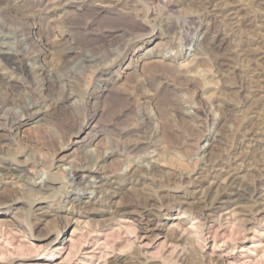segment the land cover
Masks as SVG:
<instances>
[{"label": "rangeland", "instance_id": "374dc122", "mask_svg": "<svg viewBox=\"0 0 264 264\" xmlns=\"http://www.w3.org/2000/svg\"><path fill=\"white\" fill-rule=\"evenodd\" d=\"M227 1L240 26L208 15L199 0H0V26L33 37L26 48L45 68L26 78L0 61V101L14 100L0 107V122L22 123L0 125V166L29 170L35 185L55 180L34 201L17 179L0 178V187L18 192L17 201L0 204V264H264V197L208 217L188 205L200 195L189 179L207 173L208 159H237L241 186L261 180L264 1ZM33 99L49 101L44 123L24 121L17 103ZM92 157L101 158L102 176L121 184L117 208L101 202L99 180L84 179L89 188L70 182ZM131 166L141 185L123 183ZM150 204L156 217L143 230L141 212Z\"/></svg>", "mask_w": 264, "mask_h": 264}, {"label": "bare ground", "instance_id": "6f19581e", "mask_svg": "<svg viewBox=\"0 0 264 264\" xmlns=\"http://www.w3.org/2000/svg\"><path fill=\"white\" fill-rule=\"evenodd\" d=\"M56 1V0H55ZM246 1H252L256 2L258 4H260V2L262 0H246ZM264 1V0H263ZM61 2V1H60ZM70 2V1H69ZM200 3H202V6L204 8V10L206 11V13L210 16H213L214 18H218L221 20H218L220 22L224 21L227 22V24L229 23V25L233 26V28H235L236 26H238L236 24V22H238L237 20V15H236V11L234 10L236 8V6H233V4H230L231 2H228L227 0H199ZM58 4V2H57ZM63 4V3H62ZM65 4V3H64ZM197 4V3H196ZM238 4V3H237ZM250 4V3H249ZM254 4V3H253ZM263 4V3H262ZM66 5V4H65ZM199 5V4H198ZM244 5V4H243ZM251 8L252 7V4ZM255 5V4H254ZM63 6V5H62ZM59 7V6H58ZM256 7V6H255ZM262 9V8H261ZM254 10V9H253ZM59 11V10H58ZM258 11V9H257ZM65 12V11H64ZM239 12V11H238ZM260 12V11H259ZM256 13V12H255ZM258 13V12H257ZM62 14V13H61ZM251 14V13H250ZM206 15V14H205ZM244 15V14H242ZM2 17V16H1ZM0 17V18H1ZM240 17V16H239ZM258 17V16H257ZM1 20V19H0ZM243 20V19H242ZM241 20V21H242ZM3 20H1L2 22ZM213 21V20H212ZM259 22L261 23V25L264 27V14L261 15L259 17ZM254 23V22H253ZM256 23V22H255ZM254 23V24H255ZM3 24V23H2ZM240 26V25H239ZM230 28V27H229ZM240 29V28H239ZM31 30V29H30ZM237 30V29H236ZM24 30H21L20 28H16V29H10L7 27H2L0 26V61L4 62L6 65L12 67L15 70H22L24 73V76L29 77L32 75H34V72L36 73L39 71L43 72V70L45 68L42 69V67L39 64L40 61V56L39 53H35L34 51L31 50V48H26L27 46H34V38L31 37L29 38V36H25V34H23ZM29 31V30H26ZM225 32V31H224ZM227 32V31H226ZM246 32V31H245ZM33 33V32H32ZM237 33V32H236ZM29 34V33H27ZM31 34V33H30ZM250 34V33H249ZM33 35V34H32ZM238 35V34H237ZM249 36V35H248ZM246 37V36H245ZM237 38V37H236ZM259 38V37H258ZM226 39V38H225ZM232 38H229V40ZM263 39V38H262ZM245 40V39H244ZM224 41V40H223ZM259 41V40H258ZM257 41V42H258ZM74 42V41H73ZM76 42V41H75ZM246 42V41H245ZM36 43V42H35ZM242 43V42H241ZM262 43V42H261ZM264 43V42H263ZM36 45V44H35ZM228 45V44H226ZM256 45V44H255ZM261 45V44H260ZM239 48V47H238ZM244 48V47H243ZM35 49V48H34ZM258 49V48H257ZM243 50V49H242ZM252 50V48H251ZM264 50V49H263ZM69 51V50H68ZM248 51V50H247ZM257 51V50H256ZM64 52V51H63ZM227 52V51H226ZM231 52V51H230ZM239 52V51H238ZM251 52V51H250ZM255 52V51H254ZM261 52V51H260ZM259 52V53H260ZM69 53V52H67ZM233 53V52H232ZM245 53V52H244ZM230 54V53H229ZM238 54V53H237ZM236 54V55H237ZM240 54V53H239ZM233 55V54H231ZM244 55V54H243ZM247 55V53H246ZM250 55V54H248ZM263 55V54H262ZM64 56V55H63ZM62 56V57H63ZM80 56V55H79ZM241 56V54H240ZM253 56V55H252ZM226 57V56H225ZM237 57V56H236ZM258 57V56H256ZM227 58V57H226ZM231 58V57H230ZM233 58V57H232ZM231 58V59H232ZM238 58V57H237ZM243 58V57H241ZM79 59V58H78ZM89 59V58H88ZM236 59V58H235ZM240 59V58H239ZM248 59V58H247ZM251 59V58H250ZM259 59V58H258ZM264 59V58H263ZM237 60V59H236ZM246 60V59H245ZM234 61V58L233 60ZM238 61V60H237ZM242 61V60H241ZM240 61V63H242ZM248 61H253V63H255V61L257 60H248ZM27 62H31L30 65L32 64V66H30L31 68H27L26 65ZM246 62V61H245ZM91 63V61L87 60V59H83L81 60V65H83V67H87L88 64ZM249 63V62H248ZM76 64H79L76 63ZM225 64H227L225 62ZM252 64V63H251ZM3 65V64H2ZM223 65V64H222ZM247 65V63L245 64ZM244 65V66H245ZM250 65V64H249ZM80 66V64H79ZM261 66V65H260ZM264 66V65H263ZM261 66V67H263ZM77 67V66H76ZM89 67V66H88ZM232 67V66H230ZM249 67V66H247ZM254 67V66H252ZM257 67V65H256ZM79 68V67H78ZM233 68V67H232ZM85 69V68H84ZM229 70V69H228ZM242 70H245L242 68ZM263 70V69H261ZM78 71V70H77ZM248 71H252L251 74H253V76L256 77H260L261 73H259L257 70H254L253 68L248 70ZM223 72V71H222ZM38 73V74H39ZM224 73V72H223ZM249 73V72H248ZM225 74V73H224ZM242 74V73H241ZM250 74V73H249ZM43 76V75H41ZM247 76V75H246ZM35 77V76H34ZM39 77V75H38ZM50 77V76H49ZM243 77V76H242ZM241 77V78H242ZM245 77V76H244ZM40 78V77H39ZM38 78V79H39ZM44 78V77H43ZM51 78V77H50ZM34 79V78H33ZM32 79V80H33ZM36 79V78H35ZM48 79V77H47ZM225 79V78H224ZM228 79V78H227ZM246 79V77H245ZM249 79V78H248ZM263 79V78H262ZM40 80V79H39ZM69 80V79H68ZM231 80V79H230ZM251 80V79H249ZM260 80V79H259ZM34 81V80H33ZM38 81V80H37ZM242 81V80H241ZM258 81V80H257ZM262 81V80H261ZM264 81V80H263ZM39 82V81H38ZM37 82V83H38ZM42 82V79H41ZM246 82V81H245ZM242 83V82H241ZM254 83V82H253ZM256 83V82H255ZM35 84V82H34ZM44 84V83H43ZM69 84V83H68ZM8 85V84H7ZM37 85V84H36ZM260 86V85H259ZM13 87V86H12ZM234 87V85H233ZM237 87V86H236ZM259 90L255 91L256 93L260 91L261 87H258ZM9 90H11V87H8ZM240 89V88H239ZM251 90V89H250ZM253 90V89H252ZM255 90V89H254ZM253 90V91H254ZM264 90V89H262ZM245 92V91H244ZM258 93L256 95H258ZM251 94V93H250ZM242 95V94H241ZM262 95V94H261ZM244 96V95H242ZM241 96V97H242ZM253 96V95H252ZM260 96V95H259ZM42 97V96H41ZM246 97V95H245ZM37 98V97H35ZM243 98V97H242ZM253 98V97H252ZM264 98V97H263ZM44 99V98H43ZM240 99V98H239ZM244 99V98H243ZM241 99V100H243ZM247 99V98H246ZM240 100V101H241ZM249 100V99H248ZM256 100V99H255ZM14 101L13 98L9 97V99L5 100V102L2 100L0 101V107L4 106V105H8L7 102H12ZM49 102V101H48ZM47 102V103H48ZM253 102H255L253 100ZM47 103H45V101L38 100V99H33L32 102L30 103H26L24 100L20 101L19 103H17V105L19 106L23 116H25L24 121L25 122H29L31 119L36 118V123H44L47 117V113L48 111L43 110L45 107H47ZM246 103V102H245ZM244 103V104H245ZM251 103V100H250ZM256 103V102H255ZM241 105V104H240ZM247 106V105H246ZM250 108V107H249ZM254 110V108H253ZM194 112V110H193ZM192 112V113H193ZM251 113V112H250ZM255 113V112H254ZM197 114V113H196ZM195 114V115H196ZM199 116V114H198ZM201 117V116H200ZM147 118V117H146ZM196 118V117H195ZM148 120V119H147ZM143 122V121H142ZM153 123V122H152ZM21 121H19V119H12L10 121H2L0 122V125H5L8 126L10 129H18L19 126L21 125ZM144 125L145 128H149L151 126V121H144ZM154 126V125H153ZM247 133V132H246ZM264 136V135H262ZM251 138V137H250ZM253 140V139H252ZM251 140V142H252ZM150 141V140H149ZM256 142V141H255ZM149 143V142H148ZM252 145V144H251ZM238 146V145H237ZM136 147V146H135ZM157 148V147H155ZM237 148V147H236ZM243 148V147H242ZM249 148V147H248ZM147 149V148H146ZM244 149V148H243ZM260 149V148H259ZM130 150V149H127ZM135 149H131V151H134ZM156 150V149H155ZM242 150V149H241ZM254 150V149H252ZM262 150V149H261ZM260 150V152L262 153V151ZM248 151V150H247ZM258 151V150H256ZM264 151V150H263ZM253 152V151H252ZM259 154V159L256 162V173L257 175L260 177V181L258 184H255L254 186H250V187H244L243 185H240V176L237 172V159L234 161H219V160H210L208 159L206 161L205 166L207 167V173L205 175H201L200 173H198L199 175L194 178V179H189V185L190 187H192V192L194 194H199V196L194 197V199L192 200L191 203H189L188 205L191 206L193 205L194 209L196 210V213L200 216V217H208L210 215L211 212H213L214 210L217 209H221L222 206L225 205H233L236 206L237 204L240 205L241 203H252L251 205L257 206L258 205V201L262 200L264 197V156L262 154ZM235 154V153H234ZM246 154V153H245ZM201 155V154H200ZM212 156V155H211ZM226 156V155H225ZM234 156V155H233ZM249 157V156H248ZM251 157H254L251 156ZM258 157V156H257ZM203 158V157H202ZM205 158V157H204ZM203 158V159H204ZM225 158V157H224ZM230 158V157H229ZM237 158V157H236ZM218 159V158H217ZM223 159V158H222ZM239 159V158H238ZM88 160V159H87ZM101 158L100 157H92L90 158V160H88L87 164L84 165V167L80 168V169H73L71 172V183L74 182V180H77L78 185H85L84 179L86 178H93L95 180H99V182L97 183V185L94 187V189H96L97 195H101V202H105L108 201L109 206L111 205V207L113 208H117V202H114V199L118 196V192L120 189L121 184H119L117 182V180H110L107 179L106 177L102 176V174L99 172L98 167H99V162H100ZM205 160V159H204ZM230 160V159H229ZM240 160V159H239ZM205 163V162H204ZM240 165V164H239ZM255 164H253L254 166ZM90 166H94L95 170H91ZM254 168V167H253ZM152 169V168H151ZM255 169V168H254ZM204 170V169H203ZM137 168L135 166H131L130 171L128 173V177L126 178V180L123 182L125 183V185H138V184H142V181L140 180L141 178H139V175L137 174ZM33 174L25 169L22 168L20 166H15L9 162H3L2 165L0 166V178L2 177H10V178H14L17 179L19 182H21L23 184V186L25 187V194L30 196L31 198H33L34 201H38V199H40L42 196H44L47 192H49L51 190L52 185L55 182V180L53 178H50V180L48 181V184H44V185H35L31 180ZM186 176V175H185ZM257 178V177H256ZM220 180V181H219ZM256 181V180H255ZM202 182H206L208 184V187H206L205 191H203V189H201ZM252 184V183H251ZM85 187L89 188L92 187V185L90 184H86ZM214 187H217L216 189ZM215 190H214V189ZM144 189V187H143ZM158 189V188H157ZM149 190V189H148ZM155 191V190H154ZM153 191V192H154ZM143 192V191H142ZM140 192V193H142ZM149 192V191H148ZM191 192V193H192ZM151 193V192H150ZM49 194V193H48ZM144 195H147V198L149 201H153L155 198L152 197L151 194H147L146 192L143 193ZM142 194V195H143ZM47 195V194H46ZM18 192L9 187L6 186L4 183H2L1 187H0V203L8 205V203H12L18 200ZM73 196H65V199H73L71 198ZM142 197V196H141ZM159 197V196H158ZM164 197H166L164 195ZM139 198V197H138ZM161 198V197H160ZM69 199V200H70ZM70 200V201H71ZM146 200V198H145ZM137 205V204H136ZM154 205V204H153ZM153 205H146L144 208L142 206V212H141V221L140 222L143 226L142 229L146 230L148 228H150V226H153V219L151 218L152 216L156 217V213H155V208ZM33 207V206H32ZM109 207V208H111ZM138 208V207H137ZM230 212V210H229ZM228 214V212H226ZM225 213V214H226ZM231 213V212H230ZM224 214V213H223ZM234 215V214H233ZM139 216V215H138ZM226 216V215H225ZM229 216V215H228ZM211 217V216H210ZM209 217V218H210ZM234 217V216H233ZM225 218V217H224ZM223 218V219H224ZM226 219V218H225ZM206 222V221H205ZM210 222V221H209ZM206 227V226H205ZM208 227V225H207ZM5 230V229H4ZM150 230V229H149ZM208 230V229H207ZM148 231V230H147ZM207 232V231H206ZM3 233V231H2ZM5 233V232H4ZM1 234V235H4ZM207 238V237H206ZM94 250V249H93ZM87 252V251H86ZM83 253V252H82ZM98 253V252H97ZM88 258L89 259H93L94 251H89L88 253ZM101 257V256H100ZM83 258V257H82ZM95 258V257H94ZM100 259V258H99ZM97 259V262H100V260ZM113 259V258H112ZM139 259L135 260L136 264H151L149 262H147L146 260H141L138 261ZM210 260V259H209ZM248 261V260H247ZM85 262V261H84ZM214 262V260H213ZM108 264H117V261H110L107 262ZM209 263V262H208ZM85 264V263H84ZM217 264V263H216Z\"/></svg>", "mask_w": 264, "mask_h": 264}]
</instances>
